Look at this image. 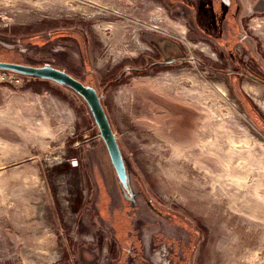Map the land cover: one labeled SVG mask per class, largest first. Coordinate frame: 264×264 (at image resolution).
<instances>
[{
  "label": "rangeland",
  "instance_id": "rangeland-1",
  "mask_svg": "<svg viewBox=\"0 0 264 264\" xmlns=\"http://www.w3.org/2000/svg\"><path fill=\"white\" fill-rule=\"evenodd\" d=\"M0 60L129 184L0 69V264H264V0H0Z\"/></svg>",
  "mask_w": 264,
  "mask_h": 264
},
{
  "label": "water",
  "instance_id": "water-1",
  "mask_svg": "<svg viewBox=\"0 0 264 264\" xmlns=\"http://www.w3.org/2000/svg\"><path fill=\"white\" fill-rule=\"evenodd\" d=\"M0 69L10 70L20 74L43 79H50L68 86L80 96H82L88 104L93 114L94 120L98 125L101 137L107 146L118 178L125 187H128V173L122 150L120 148L117 136L112 128L110 119L106 113L105 107L102 103L101 96L95 87L83 83L81 80L75 78L66 70L53 67L50 64L34 66L31 64L0 60Z\"/></svg>",
  "mask_w": 264,
  "mask_h": 264
},
{
  "label": "flooded vegetation",
  "instance_id": "flooded-vegetation-1",
  "mask_svg": "<svg viewBox=\"0 0 264 264\" xmlns=\"http://www.w3.org/2000/svg\"><path fill=\"white\" fill-rule=\"evenodd\" d=\"M217 1H221V3H222V6H223V8H228V7H230V6H233V0H217ZM211 6H212V4H211ZM240 10H241V5H240V2L238 3V5H237V16H236V19L238 20V18H239V16H240ZM223 18H224V16H223ZM226 20V18L225 19H223L222 20V22H224ZM120 180V179H119ZM121 182V181H120ZM122 183V182H121ZM122 185H123V183H122ZM123 187L128 191L129 190V184H128V187H125L124 185H123Z\"/></svg>",
  "mask_w": 264,
  "mask_h": 264
},
{
  "label": "built area",
  "instance_id": "built-area-1",
  "mask_svg": "<svg viewBox=\"0 0 264 264\" xmlns=\"http://www.w3.org/2000/svg\"><path fill=\"white\" fill-rule=\"evenodd\" d=\"M11 81L19 82L20 78H17L15 75H12Z\"/></svg>",
  "mask_w": 264,
  "mask_h": 264
},
{
  "label": "crops",
  "instance_id": "crops-1",
  "mask_svg": "<svg viewBox=\"0 0 264 264\" xmlns=\"http://www.w3.org/2000/svg\"><path fill=\"white\" fill-rule=\"evenodd\" d=\"M167 123H170V121H168ZM191 123V122H190ZM188 127V126H187Z\"/></svg>",
  "mask_w": 264,
  "mask_h": 264
}]
</instances>
